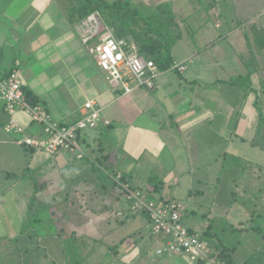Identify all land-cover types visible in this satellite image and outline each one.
I'll return each instance as SVG.
<instances>
[{
    "label": "crops",
    "instance_id": "1",
    "mask_svg": "<svg viewBox=\"0 0 264 264\" xmlns=\"http://www.w3.org/2000/svg\"><path fill=\"white\" fill-rule=\"evenodd\" d=\"M56 1H0V23L10 32L9 35H12L11 37L0 36V76L9 74L14 63L19 61V75L25 93H31L38 98L40 104L46 106L56 121L62 124H71L77 121L81 117V108L85 102L96 100L102 109L103 122L96 129L87 130L79 136L78 144L86 153L85 159H78L66 151L48 155L43 151L22 147L18 143L15 144L14 138L15 143L10 142L1 138L0 134V147L3 146V155L21 156L22 149L28 154L30 159L28 170H32L37 175L34 182L36 180L38 182L34 184V188L38 183L44 184V189L39 191L41 196L47 195V198L52 199L57 191L56 185L62 189V195L65 196L68 188L74 190L76 186L81 185L77 178L89 174L94 164L99 167L102 166V170H105L103 168L105 165L106 170L112 171V174H124L134 187L140 189H142L141 187H148L147 190L153 191L155 186L150 182L151 176L146 173L153 166H143L140 161L146 156L148 161L153 160L155 163L161 161L166 152H175L181 141L172 124L168 126L170 121L178 123L179 129L190 137L189 140L192 143H194L193 130L196 127L197 129L205 127L214 135V138H220V140L227 136L232 143L236 139L246 143L242 139L244 137L238 134V130H251L258 119L261 121L255 103L259 97L260 112L263 111L264 68L261 65L248 68L240 58L238 53L247 52L246 43L245 47L242 48L243 50H235L233 46H228V48L222 49L226 52L218 53L215 56L216 50L222 48L221 40L223 37L214 36L216 41L213 40L211 44H207V50H214L210 59L203 58L204 52L199 49L195 51L191 45H188L187 53L177 55L176 50L179 47L176 44L173 49L174 64L185 67V70L160 71L155 89H138L126 95L123 89L113 87L109 83L106 74L89 53L88 47L82 42V34L78 30L79 24L71 22L66 6L62 8L58 4L57 7L55 6ZM168 1L173 3L174 12L180 18L179 20H184L182 28H185V34L199 33L204 29V25H207L206 23L211 16L209 10L193 7L187 0H163L162 3ZM206 1L207 6H211L213 9L212 5L215 4L216 0ZM245 1V7L240 12L246 13L252 8L256 11L253 17L258 19L264 17V6H253L252 0ZM33 2L36 3V9L30 11L28 8L34 6ZM45 2H48L47 7L43 11H38L37 7L39 6L37 4ZM221 8L219 7L217 10L215 7L213 9L215 19L220 18V15L222 16ZM32 11L35 13H31ZM13 26L16 28L14 29ZM217 27H221V24L217 23ZM260 28L264 31L262 26ZM237 32H240L238 27L233 31L228 30V36ZM7 40L11 41L9 48H6ZM181 41L183 38L178 42ZM229 50L232 53H228ZM250 55L253 60L257 55L259 57L255 50ZM231 56H234L233 61ZM250 70H254L251 76L253 91L246 99L243 91L232 86L230 80L232 81L239 75L245 76L249 74ZM172 71L179 74L182 78L181 81H185L191 90L194 89L195 85L207 83V81L210 82L205 84L207 89L220 85L229 87L230 98L228 102L224 103L223 101V89L219 94L212 91L207 96L211 102V105L207 107L212 117L205 120V117L200 115L201 109H204L201 107L202 96L198 95V100L194 102L191 95L183 93L182 82L174 80L172 75L168 73ZM185 74H188L187 77ZM231 95H235L237 100L236 98L232 100ZM156 107H159L160 111H157ZM1 111L7 114L3 103L0 102ZM17 118L26 128V134L29 137L39 138L43 135L42 128L31 123L23 112H19ZM8 120L9 116L7 121L1 122L0 130L4 128ZM106 121L109 122V125L105 123ZM231 128L234 132L226 135L225 131ZM177 151L179 152V150ZM194 153L195 150H191L187 153V157ZM113 156L116 157L117 163L126 170L119 169L117 171V169H111L108 166V164L113 166ZM188 159L190 160V158ZM0 175L5 176L4 184L8 187L5 192L0 194V238L14 239L20 234L24 209H20L17 215L16 207L13 206L14 200L6 203V196L9 198L10 193L20 196L18 195V185L21 181L8 180L9 177L4 172ZM163 186L164 189L166 185ZM34 192L30 191L31 194ZM160 198L170 200L163 192ZM185 209L187 210L186 207ZM184 216L186 217L187 213ZM134 217L140 220H136L137 229L147 223V230L150 231L151 222L148 216L135 215ZM102 224L101 222V226ZM126 238L127 240L116 252L117 256H114L121 260V263L115 261L114 263L110 262V264H150L149 260L146 259L149 256L147 248L145 246L140 247L144 240L133 241L131 234ZM128 238L131 240L128 241ZM159 241L161 243V240Z\"/></svg>",
    "mask_w": 264,
    "mask_h": 264
},
{
    "label": "rangeland",
    "instance_id": "2",
    "mask_svg": "<svg viewBox=\"0 0 264 264\" xmlns=\"http://www.w3.org/2000/svg\"><path fill=\"white\" fill-rule=\"evenodd\" d=\"M107 1L113 3L115 0ZM187 1L191 3L190 5L193 7H201L209 10V15L211 16L208 19V23H206L207 25H204V29L201 32L185 34V28H182V25L178 23V21L180 22V18L177 17L174 12L173 3L168 1L172 5L173 13L176 17L175 21H177V24H174L181 29L183 38V41L176 43L179 47L176 50L177 55L187 53L189 48L188 45H191L195 51L199 49L201 52H204L205 55L203 58L210 59L214 54V50H207V46L215 40L214 36H222V48L216 50L217 53L215 56H217L218 53L222 54V52H226L222 51V49L228 48V46H233L235 50H243L242 48L245 47V43L247 45L252 42L253 48H255V53L259 54V57L258 55L255 57L252 68L255 66L258 67V65H261L264 68V35L259 32L262 31L264 34L263 29L260 28L261 26L264 28V17L261 19L253 17V14H256V11L252 8L246 13L240 12L242 11V8L245 7V0H216L214 2L215 4L212 5V8L215 9L216 7L218 10L219 7H222V16L220 15V18L217 19L213 17L214 11L211 9V6H207L208 3L206 0ZM252 1L251 4L253 6H264V0ZM129 2L132 5L138 6L140 11H145V9L150 6H152V8L157 7V5L163 2V0H129ZM47 3L48 2L37 4L39 6L37 7L38 11H43L47 7ZM33 4L34 6H31L28 10L31 11L36 9V3L33 2ZM58 4L62 6V8L66 6V9L68 6L70 7L68 0H57L55 6L58 7ZM31 13L35 12L32 11ZM30 20L31 19L29 18V21ZM182 21L184 22V20H181V22ZM80 22H78V24ZM217 23L221 24V27L218 28ZM236 27L240 29V32L228 36V30L233 31ZM13 28L15 29L16 26H13ZM9 34L10 32H8L5 26L0 23V36L5 35L2 37H11L12 35ZM256 38L258 39L257 42ZM10 44L11 41L7 40L6 48H9ZM248 48L247 45V53H243L247 59H250L251 57L247 56ZM228 53L232 52L229 50ZM231 57L233 61L234 56ZM168 73L172 75L174 80L182 82L183 93L191 95L194 102L198 100V95L202 96L203 100L201 107L204 109H201L200 115L204 116L205 120L212 117V114L207 107L211 105V102H209L210 99H208L207 96L210 95L212 91H214L215 94H219L221 89H223L224 103L228 102L230 98V89L227 86L220 85L207 89L205 88V84L210 83L207 81V83L195 85L194 89L191 90L190 86L185 81H181L182 78H180L179 74L173 71ZM187 75L188 74H185L186 77ZM237 89L242 91L239 88ZM235 98V95H231L232 100ZM156 110L160 111L159 107H156ZM262 113V122L258 119V122H255V125H253L251 130H238V134L247 140L246 143L237 139L232 143L227 136H225V139L223 140H220V138H214V135L205 127L198 129L196 127L193 130L194 143H192L191 140H189L190 137L186 136L185 133L179 129V124L170 121L168 126L172 124L174 130L179 134V140L181 142H179V146L176 147L179 152L176 149L174 153L166 152L162 160L155 163L153 160L148 161L146 156L140 161V164L143 166H153L148 172L144 171L151 176V184L159 186L163 183L166 185L164 189H160L162 191H158L150 196L148 195L149 191H146L148 187L144 188L140 186L148 195V198L156 200L155 198H160L163 192L170 200L181 203L187 208V210H184V214L187 213V218L184 216L183 221L185 226L190 227L193 231L199 234L213 223L214 228L220 232L223 243L231 246L233 245L232 242L236 244L238 242L236 252L238 264H242L254 252V250H257L260 247L262 239L259 235L254 233L253 230L249 229L251 217L246 211L247 209L242 207L240 203L232 202L230 193V188L232 186L231 173L230 170H226L223 173L222 167L223 161L225 160L224 156L227 153L239 157L242 161L264 166V150L261 147L264 146V106ZM7 119V114L1 111L0 124L1 122L3 123L7 121ZM237 121L238 117L236 118V123ZM1 127L3 126L1 125ZM258 127H260V129H258ZM225 132L227 135L234 131H232L231 128ZM0 134L1 138L10 142L14 140L12 136L5 132L4 128H1ZM252 142L257 143L260 146H254ZM15 144H17V142ZM2 147L3 146L0 147V170L3 171H0V173L4 172L5 175L6 173H12L14 176L9 177L8 180L25 183H20L18 185V195L20 196L13 193H10L9 198L6 196V203L10 200H14L13 206L16 207V213L18 215L20 209H24V213L31 203V198L34 194H31L30 191L34 192V184L38 182L37 180L34 182L37 175L32 170H28L30 159L23 149H20L22 151L21 156H11L3 155ZM191 150H195V153L189 154V157H187V153ZM188 158H190V160ZM227 161L230 163L233 162L229 161V159ZM112 165L113 166L108 164L111 169H117V171H119V169L126 170L121 164L117 163L115 156L112 157ZM103 168L106 170L105 165ZM106 172L112 173V171L108 170H106ZM116 174L117 173H113V175ZM88 175L90 174L87 173L86 175L77 178L81 184L77 186V189L71 190L70 192H68L67 189L69 196H67L68 200L64 203V211H66L68 219L70 218V220L66 221L65 219L66 223L62 226L66 233L76 231L78 234L84 235L92 240H102V244H98L99 247L97 253H95L90 260L91 264H109V256H106L109 250L108 246L112 247L117 245L121 240L129 237L130 234L133 241H138L139 239L144 240L141 242L142 244L140 247L145 246V248H147L149 256L146 259L149 260L150 264H190L186 257L157 256L155 251L160 246V241L151 237L150 231L148 232L147 230V223H144L139 229H137L138 225L136 224V220H140L138 218L136 219L134 216L126 218L130 211L129 203L125 201V197L119 194L121 189L113 184H108V188L110 189L108 193L105 192V189V194L97 189L92 190L91 186H88V182L86 181L88 180ZM4 183L5 176L0 175V194L5 192L8 188ZM21 190L23 191L21 192ZM95 191H97V193H95ZM117 195L120 196L116 198ZM39 196L41 201H44L47 204L53 203L50 197L47 198V195L41 196L40 194ZM16 197L19 200H16ZM21 197L22 200H20ZM104 208L106 211H103ZM55 210L59 213L60 208L57 207ZM124 221L126 222L123 223ZM101 222L103 223L102 226ZM226 224L229 226L230 224L232 225L227 227ZM128 239V241L131 240V238ZM41 243L42 249L37 250L38 252L35 250L34 245H31L29 250L24 252L23 248L26 249L24 244L13 246L9 244L6 239L0 238V264H53L54 262H63L64 256L62 248L55 240L46 242L42 241Z\"/></svg>",
    "mask_w": 264,
    "mask_h": 264
},
{
    "label": "trees",
    "instance_id": "3",
    "mask_svg": "<svg viewBox=\"0 0 264 264\" xmlns=\"http://www.w3.org/2000/svg\"><path fill=\"white\" fill-rule=\"evenodd\" d=\"M68 1L70 7H67V12L69 13L71 22L78 23L90 15L98 13L102 22L113 29L116 38L135 43L138 51L147 58L153 59L161 72L173 69L175 65L173 49L176 43L182 38V33L181 29L175 26L177 21H175L176 17L173 13L172 5L169 2H161L157 7L152 8V6H150L146 8L145 11H140L139 7L132 5L129 0H115L113 3L107 0ZM182 22L181 20L180 22L178 21L180 25L183 24ZM259 32L264 35L262 31ZM257 41L258 39L256 38V42ZM247 45L249 47L247 56L249 57L251 56L250 54H253L255 48H253L252 42ZM244 53L241 52L238 53V55H240V58L248 68H252L254 62L253 58L250 60L247 59ZM253 71L254 70H250L249 74L245 76L239 75L232 81L230 80L232 86L243 91L245 98H248L250 92L253 91L251 79ZM26 99L32 105L40 103L38 98L28 92L26 93ZM258 100L259 97L256 99L258 104L255 103V105L259 112L260 107ZM260 118H263L262 111L260 112ZM242 139L247 142L246 139ZM252 144L254 146H260L255 142H252ZM261 147L264 150V146ZM224 157L225 160L223 161L222 172L224 173L226 170H230L232 178V186L230 188L231 200L233 203H240L242 207L247 209L246 211L251 217L249 229L253 230L254 233L259 235L262 239L260 247L254 250L242 264H264V203H261L264 202V166L242 161L239 157L229 155L228 153ZM228 159L233 162H228ZM101 167L97 164L93 165L89 172L90 175L87 177L88 180H86L88 186H91L92 190L97 189L103 193L105 189V192L108 193L110 190L108 184H113L121 189L119 194L124 197L126 191L112 180L111 175L113 174L102 170ZM6 175L7 177L14 176L12 173H6ZM122 183L129 189H140L131 185L127 180V176L124 174H122ZM163 185V183L159 186L154 185L155 189H153V191L150 189L146 191H149L148 195L150 196L160 191V189H163ZM55 188L57 191L52 198L53 203L47 204L39 199V191L44 189V184H36L34 188L35 197L33 195L30 205L24 212L20 234L14 239L6 240L13 246L24 244L26 248H23L24 252H27L31 245H34L37 251L42 249V241L55 240L62 248L64 260L62 263L54 262L53 264H91L90 260L92 256L97 253L98 244H102V240H92L84 235L78 234L76 231L70 233L64 231L62 225H65L66 221L70 220V218L68 219L66 211H64V203L68 200L67 196H69V194L67 193L66 196H63L62 189H59L57 185ZM77 188L76 186L75 189ZM71 190L72 189L68 188V192ZM95 193H97V191H95ZM120 195H117L116 198ZM148 195L146 194L147 197ZM155 199L156 201L165 203L171 202V200L163 198ZM125 201H127V199H125ZM57 207L60 208L59 213L55 210ZM103 211H106V209L104 208ZM129 216H135L132 214L131 210L126 218ZM231 225L232 224H230V226ZM226 226L230 227L227 224ZM201 236L221 262L224 264H238L236 259L238 242L237 244L232 242L233 245L231 246L223 243L220 232L214 228L213 223L201 232ZM126 240L127 238H124L117 245L112 247L108 246L109 250L106 256H109L110 262L114 263V261H117L116 263H121V260L115 258L117 256L116 252Z\"/></svg>",
    "mask_w": 264,
    "mask_h": 264
},
{
    "label": "built area",
    "instance_id": "4",
    "mask_svg": "<svg viewBox=\"0 0 264 264\" xmlns=\"http://www.w3.org/2000/svg\"><path fill=\"white\" fill-rule=\"evenodd\" d=\"M78 30L82 34V42L113 87H120L126 95L138 89H155L160 75L157 64L142 55L135 43L116 38L113 29L102 22L98 13L82 20ZM19 68L20 62L16 61L8 75L0 76V102L9 116L5 132L22 147L37 149L48 155L66 151L78 159H85L86 153L78 144V139L83 132L96 129L103 122L98 102L88 100L82 106L81 117L77 121L62 124L54 119L45 105H32L27 101ZM173 68L185 70L178 64ZM19 112L42 128L41 137L32 138L26 134V128L17 118ZM105 123L109 125L108 121ZM111 178L126 191L124 197L132 214L148 215L151 237L161 240L155 251L157 256L186 257L190 264H224L201 234L185 226V207L181 203L156 201L148 198L141 189H129L122 183L121 173L111 175Z\"/></svg>",
    "mask_w": 264,
    "mask_h": 264
},
{
    "label": "clouds",
    "instance_id": "5",
    "mask_svg": "<svg viewBox=\"0 0 264 264\" xmlns=\"http://www.w3.org/2000/svg\"><path fill=\"white\" fill-rule=\"evenodd\" d=\"M149 59H151V58H149ZM153 60V59H152ZM174 69V68H173Z\"/></svg>",
    "mask_w": 264,
    "mask_h": 264
}]
</instances>
